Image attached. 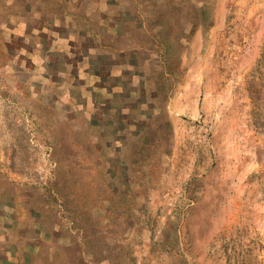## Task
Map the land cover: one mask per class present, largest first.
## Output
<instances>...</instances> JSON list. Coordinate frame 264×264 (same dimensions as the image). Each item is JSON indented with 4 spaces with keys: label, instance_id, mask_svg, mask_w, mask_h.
Here are the masks:
<instances>
[{
    "label": "rangeland",
    "instance_id": "obj_1",
    "mask_svg": "<svg viewBox=\"0 0 264 264\" xmlns=\"http://www.w3.org/2000/svg\"><path fill=\"white\" fill-rule=\"evenodd\" d=\"M24 258L264 264V0H0V264Z\"/></svg>",
    "mask_w": 264,
    "mask_h": 264
},
{
    "label": "crops",
    "instance_id": "obj_2",
    "mask_svg": "<svg viewBox=\"0 0 264 264\" xmlns=\"http://www.w3.org/2000/svg\"><path fill=\"white\" fill-rule=\"evenodd\" d=\"M13 204H14V206L16 207V205H15V203L13 202ZM22 206V204H19V205H17V206ZM25 255H27V253H26V251H25ZM28 263V261H27V259L26 258H24V260H22V262H21V264H27Z\"/></svg>",
    "mask_w": 264,
    "mask_h": 264
}]
</instances>
